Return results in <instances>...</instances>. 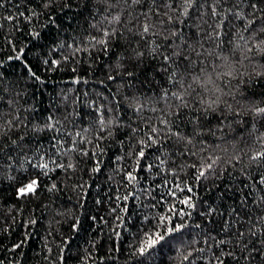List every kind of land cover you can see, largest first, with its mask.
I'll list each match as a JSON object with an SVG mask.
<instances>
[{"label":"trees","instance_id":"1","mask_svg":"<svg viewBox=\"0 0 264 264\" xmlns=\"http://www.w3.org/2000/svg\"><path fill=\"white\" fill-rule=\"evenodd\" d=\"M260 109L264 0H0V264H264Z\"/></svg>","mask_w":264,"mask_h":264},{"label":"snow or ice","instance_id":"2","mask_svg":"<svg viewBox=\"0 0 264 264\" xmlns=\"http://www.w3.org/2000/svg\"><path fill=\"white\" fill-rule=\"evenodd\" d=\"M145 31H148V28L147 26H145ZM19 58V57H17ZM259 111H262L264 112V109H260ZM155 131V130H154ZM178 135V134H177ZM139 155L141 157H143L144 153L143 151H141L139 153ZM258 156H264V153H258L257 154ZM255 159V157H254ZM39 167L41 168H47L48 165L46 163H43V164H40L38 165ZM62 166V165H61ZM209 168L211 167V165L208 166ZM200 176H203L204 175V171H200L199 173ZM129 179H134V177H132L131 173H129ZM38 183L39 181L37 179H32L30 182H28L26 185H24L23 187L19 188L18 189V194L19 195H25V194H28V193H31V192H34L36 190V187L38 186ZM53 187H55V185H53ZM189 191H191V189L189 188L188 189ZM124 199H127V197H124ZM182 203L184 204H187L189 205V207H194V205L191 204V198H187L185 199L184 201H182ZM183 227V225H178L176 227V229H172V228H169L167 229L168 232H172V231H175V230H178L179 228ZM164 237L162 235H157L155 238H150L147 242V246H152V245H155L156 243L159 242V240H162ZM145 251V248L144 247H141L140 248V252H144Z\"/></svg>","mask_w":264,"mask_h":264}]
</instances>
